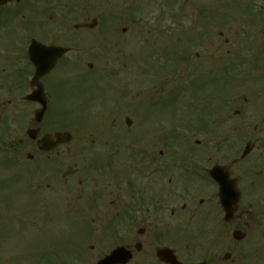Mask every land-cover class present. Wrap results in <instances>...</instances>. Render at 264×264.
Instances as JSON below:
<instances>
[{
    "label": "rangeland",
    "instance_id": "rangeland-1",
    "mask_svg": "<svg viewBox=\"0 0 264 264\" xmlns=\"http://www.w3.org/2000/svg\"><path fill=\"white\" fill-rule=\"evenodd\" d=\"M80 1L85 16L70 24L97 18L99 26L81 31L91 36H81L82 44L69 55H79L78 72L69 74L66 68L63 84L50 89L56 99L48 126L64 125L75 136V149L81 143L89 147L95 139L102 146L125 145L126 150L114 153L98 146L74 152L61 169L73 164L84 185L79 189V174L69 180L76 188L65 198L49 196L41 203L19 191L28 169L18 166L17 195L0 191V211L17 221L15 231L11 225L0 239V264H50L49 259L52 264H96L111 252L109 234L114 230L118 235L113 226L121 224L123 210L131 208L132 198L124 199L121 191L126 178L148 183L145 177L158 166L162 169L157 177L169 178L165 167L173 156L179 160L188 152L185 135L194 146L188 153L194 161L212 154L211 161L230 164L239 143L249 138L255 142L253 128L264 130V0ZM106 31L112 36H100ZM117 108L122 114L106 118ZM238 109L240 116L235 115ZM126 118L133 122L130 128ZM175 127L185 132L175 137ZM194 129L199 133L189 132ZM18 162L29 164L25 159ZM145 165L149 168L144 171ZM54 187L60 189L58 183ZM227 229L221 233L223 254L232 258L225 264H252L254 256L263 258L254 263L264 264V248L252 252L230 243L232 231ZM189 232L194 241L213 242L217 236L197 224ZM74 245L81 258L77 263L64 257Z\"/></svg>",
    "mask_w": 264,
    "mask_h": 264
},
{
    "label": "flooded vegetation",
    "instance_id": "flooded-vegetation-1",
    "mask_svg": "<svg viewBox=\"0 0 264 264\" xmlns=\"http://www.w3.org/2000/svg\"><path fill=\"white\" fill-rule=\"evenodd\" d=\"M82 8L80 0H0V167L17 164L18 153L28 152L27 158L31 156L29 162L36 164L35 169L41 172L37 180L43 185L38 189L44 197L42 200L49 201V196L58 198L61 186L68 185L71 183L69 180L80 174L81 171L72 167L73 164L64 170L61 167H65L67 158L74 152L86 151L88 147L79 144L75 149L70 144L56 143L55 134L63 132V129L48 126L50 104L56 99L50 89L63 84L66 68H69V74L78 72L79 55H69L82 44L81 36H91L83 35L82 30L76 28L77 24H70L72 19L85 16ZM67 16L70 17L68 21ZM100 36L112 34L105 32ZM41 45L68 48V53L54 61L43 56ZM31 52L38 62L53 61L52 70L46 75H37ZM39 90L42 98L29 101V96ZM43 102H46L45 110ZM236 113L241 115L242 112L238 110ZM238 128L240 126L235 130ZM253 134L255 142L249 154L242 159L245 147L239 143L234 172L232 166L225 168L229 177L235 180L238 191L234 194L233 212L228 220L220 200L219 185L210 175L215 166H225V162L208 161L203 166H194L187 160H173L165 167L169 178L157 177L162 169L160 166L152 176L145 177L148 183L140 185V181H134L132 186L130 178H126L121 187L124 199L125 195L134 198L131 205L128 204L131 208L123 210L122 223L113 226L118 235H114V230L109 234L111 252L123 247L131 254L128 264H225V235L221 233L225 234L226 228L238 238L230 243L252 252L264 248V130L257 125ZM49 135L53 140L41 146L39 142ZM91 142L88 148L99 146L113 151L126 150L125 145L102 146L95 139ZM148 168L145 165L143 169ZM66 172L71 175L65 177ZM80 175L77 181L79 189L83 185ZM163 179L166 183L160 182ZM12 180L5 177L0 191L15 190L17 183ZM56 183L60 186L58 190L54 187ZM51 186L56 192L50 193ZM72 188H76L73 183L67 191L70 193ZM14 222L13 218L8 220L2 214L1 234L5 235L11 225L14 228ZM194 224L212 234L217 233L216 240L194 241L189 232ZM77 253L76 249L75 257Z\"/></svg>",
    "mask_w": 264,
    "mask_h": 264
},
{
    "label": "water",
    "instance_id": "water-1",
    "mask_svg": "<svg viewBox=\"0 0 264 264\" xmlns=\"http://www.w3.org/2000/svg\"><path fill=\"white\" fill-rule=\"evenodd\" d=\"M128 124L130 125L131 123L128 122ZM60 136H63V135H60ZM66 136H67V135H66ZM216 181H217L218 183H220V185H221V192H222V195H223V197H222V202H223V204L226 205L227 202H228V201H226V194L229 192V191H228V188L231 189V190H232L233 188H232L231 184H230L228 181H226L225 179H221V178L216 177ZM115 256H117V259H118V258H121V257H125V255H122L121 252H120V253H117ZM103 263H104V264H112V263H117V262H115L114 259L110 258V259L104 261ZM101 264H102V263H101Z\"/></svg>",
    "mask_w": 264,
    "mask_h": 264
}]
</instances>
